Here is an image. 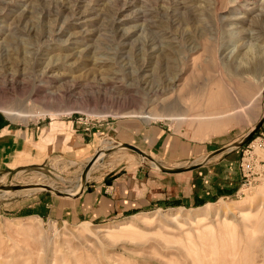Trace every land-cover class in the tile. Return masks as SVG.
Masks as SVG:
<instances>
[{
	"label": "rangeland",
	"instance_id": "374dc122",
	"mask_svg": "<svg viewBox=\"0 0 264 264\" xmlns=\"http://www.w3.org/2000/svg\"><path fill=\"white\" fill-rule=\"evenodd\" d=\"M263 118L264 0H0V124L65 122L92 150L50 143L37 164L0 163V186L27 187L0 191V264H264V125L236 147ZM121 144L171 169L207 165L233 146L229 156L255 171L244 186L240 166L236 194L199 209L73 223L28 208L78 196L99 151L113 149L89 175L162 173Z\"/></svg>",
	"mask_w": 264,
	"mask_h": 264
},
{
	"label": "crops",
	"instance_id": "0c3cea01",
	"mask_svg": "<svg viewBox=\"0 0 264 264\" xmlns=\"http://www.w3.org/2000/svg\"><path fill=\"white\" fill-rule=\"evenodd\" d=\"M61 124L57 128H54V124L45 128L36 124H0V163L12 168L37 164L39 159L46 158L50 143H53V149H66L68 142H74L81 154L79 156L92 154L89 142L78 139L77 132L74 136L65 122ZM139 149L149 153L147 148ZM231 152H224L219 155L223 158L215 157L219 159L214 161V158L207 165L180 174L159 173L142 165L122 168L120 171L92 172L81 193L74 199L61 201L58 205L48 198L28 208L37 216L57 220L67 218L73 223H97L126 216L136 217L155 207L183 205L199 209L217 199L236 194L240 186L241 165L239 160L229 156ZM231 166L235 168V175L227 172Z\"/></svg>",
	"mask_w": 264,
	"mask_h": 264
},
{
	"label": "water",
	"instance_id": "95a60500",
	"mask_svg": "<svg viewBox=\"0 0 264 264\" xmlns=\"http://www.w3.org/2000/svg\"><path fill=\"white\" fill-rule=\"evenodd\" d=\"M263 125H264V118L259 121V123L254 127V129L242 141H240L236 145V147H242L245 144L249 143L251 141V139L254 137V135L256 134V132L259 131L262 128ZM119 147L121 149L132 150L135 153H137L140 156H142L143 158L149 159L154 164H157L158 167L162 170V172L168 173V174H180V173H184V172H189V171H193V170L203 166V164H200V165H194V166L188 167V168H177V169L165 168L162 165L158 164L153 158H151L149 155H147L145 152H143L137 146H134V145H131V144H121ZM232 148H233V146H231L229 148H224V149H221V150H218V151L214 152L213 154H211L209 156V158L206 160V162H208L212 158H214V157L226 152L227 150H231ZM112 151H113V149H108L107 151L104 152V154L105 155L106 154H110ZM100 155H101L100 151L97 152L96 155L90 160V162L86 166V168H85V170L83 172V178L85 179V181L87 179L86 176L89 174L90 170L92 169L94 164L97 162V160L99 159ZM41 187H44L45 189L49 188L47 186H41ZM24 189H27V187H22V186H10V187L0 186V191H4V192L19 191V190H24ZM70 196H75V195H70Z\"/></svg>",
	"mask_w": 264,
	"mask_h": 264
},
{
	"label": "bare ground",
	"instance_id": "6f19581e",
	"mask_svg": "<svg viewBox=\"0 0 264 264\" xmlns=\"http://www.w3.org/2000/svg\"><path fill=\"white\" fill-rule=\"evenodd\" d=\"M234 96V95H233ZM236 98V97H235ZM223 101H225V98L222 100V101H220V103H221V107H222V103H223ZM232 103H233V101H231ZM238 103V102H237ZM235 104V103H234ZM240 105V104H239ZM252 105V104H251ZM238 109L240 108V107H237ZM237 108H235V112H236V109ZM240 111V110H239ZM234 112V113H235ZM8 115H10L11 117H15V118H19V119H22V120H27V119H29V118H33V117H35V116H37V115H33V114H31V113H29V112H23V111H8V112H6ZM53 118H55V117H57V116H59L58 114H56V113H49ZM222 115V114H221ZM143 119H146V120H151V117L150 116H143L142 117ZM236 118H242L241 116H236ZM235 118V119H236ZM167 119H169V120H173V117H167ZM237 120V119H236ZM235 120V121H236ZM237 121H239V120H237ZM202 128H207V124H203L202 125ZM106 151V150H105ZM105 151H101L100 153H101V155H100V157H99V159L97 160V162L94 164V166L98 163V161L102 158V157H104V152ZM156 165V167L157 168H159L158 167V165L157 164H155ZM93 166V167H94ZM93 167H92V169H93ZM91 169V170H92ZM90 170V171H91ZM90 173V172H89ZM89 176V174L86 176V178ZM82 179V178H81ZM82 183H83V180H82ZM82 191V190H81ZM77 193H78V191H77ZM71 195H76V193L74 192V193H72ZM168 218H170V217H168ZM176 219H180V215H178L177 217H175ZM171 219V218H170ZM168 220V219H167ZM138 221V220H137ZM221 226V225H220ZM225 226V225H224ZM210 228V227H209ZM128 230V229H127ZM210 230V229H209ZM106 232H108V230H106V229H102V230H99V232H97V234L98 233H106ZM210 232V231H209ZM93 233V232H92ZM222 233V232H221ZM95 234V233H94ZM110 234V233H109ZM211 234V233H210ZM214 234V233H213ZM224 244V243H223ZM215 255V254H214ZM207 256V255H206ZM226 256V255H225ZM215 257V256H214ZM216 258V257H215ZM227 258V257H226ZM231 258V257H230ZM237 258V257H236ZM217 259V258H216ZM228 260V259H227ZM231 260V259H230ZM209 263H210V261H208ZM229 262V261H228ZM234 262V261H233ZM216 263V262H215Z\"/></svg>",
	"mask_w": 264,
	"mask_h": 264
},
{
	"label": "built area",
	"instance_id": "2783aa9c",
	"mask_svg": "<svg viewBox=\"0 0 264 264\" xmlns=\"http://www.w3.org/2000/svg\"><path fill=\"white\" fill-rule=\"evenodd\" d=\"M241 168L244 172V179H245V182L247 185V183H250V177L251 175H253L254 171H255V166H254V163L252 160L250 159H245V157L243 158L242 160V163H241Z\"/></svg>",
	"mask_w": 264,
	"mask_h": 264
},
{
	"label": "trees",
	"instance_id": "16d2710c",
	"mask_svg": "<svg viewBox=\"0 0 264 264\" xmlns=\"http://www.w3.org/2000/svg\"><path fill=\"white\" fill-rule=\"evenodd\" d=\"M252 140H253V138L251 139V141H252ZM251 141H250V142H251Z\"/></svg>",
	"mask_w": 264,
	"mask_h": 264
}]
</instances>
